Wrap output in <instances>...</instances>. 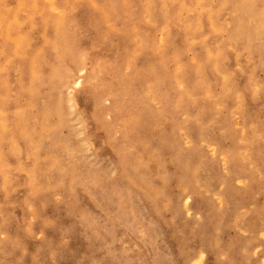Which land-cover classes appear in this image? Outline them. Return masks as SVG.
<instances>
[{"label":"bare ground","instance_id":"6f19581e","mask_svg":"<svg viewBox=\"0 0 264 264\" xmlns=\"http://www.w3.org/2000/svg\"><path fill=\"white\" fill-rule=\"evenodd\" d=\"M6 3L7 10L0 11V39L2 42L5 39L3 45H9L0 48V110L8 103L12 115L0 114V194L4 197L0 203V228L7 236L6 243H0V264H173L158 243V222L152 223L136 203L133 180L126 178V186L105 181L106 171L98 159L109 154V150L98 144L89 133V126L85 125L87 133L78 141L74 140L76 134L71 123L68 137L59 136L72 118L85 120L88 116L92 123L110 131L111 126L104 120L107 113L104 98H110L114 107L124 105L117 93L120 77L115 65L107 61L97 42L80 45L88 57V64L82 69L86 76L70 98L65 95L62 83H56L62 76V66L71 67L74 63L71 51L76 36L72 25H78L79 20L85 26L90 20L121 25L119 20L125 17L130 20L117 31L119 41L111 46L120 45L123 41L120 36L129 34L145 43L148 35L135 27L138 14L144 9L157 16L162 10L173 9L182 12L186 24L180 36L191 35L192 29L203 31L205 40L201 46L209 52V63L221 66L237 62L246 71H264V0H217L216 4L213 0H138L137 4L127 0H63L58 6L66 11V19L52 12L54 4L36 3L35 10L28 11L29 1L6 0ZM8 15L16 19L12 26L6 25ZM163 35L167 46H176V33L165 30ZM140 49L149 54L154 49L157 56L166 51L163 45L156 48L149 41ZM129 69L134 74L124 78L125 89L131 100L141 102L140 85L136 87L131 78L143 82L148 76L147 67L134 61ZM183 72L180 71V81L187 80ZM159 74L157 70L151 83L153 89L160 88ZM231 80L225 78L228 91ZM176 93L180 94L168 82L162 98L164 107L169 103L171 108ZM262 96L264 86L252 100L258 103ZM66 102L75 110L72 117L66 113ZM137 102L134 110L126 111L135 132L128 127L121 145L134 144L132 137L149 133L150 115L152 121L156 120L154 112L143 110L144 106ZM54 116L62 120L54 122ZM245 116L239 132L229 114L221 116L225 128L222 138L235 141L242 134L248 142L257 138L259 120ZM121 118L127 121L123 115ZM174 141L176 146L175 138ZM25 147L37 150L30 152ZM157 149L158 146L154 150ZM173 149L170 160L172 166L181 169L179 180L187 184L185 189L194 190L192 184L201 180L198 165L179 150L176 154V147ZM141 150L144 154L154 151L147 143H143ZM86 151L92 153L86 156ZM113 154L118 168L123 169L128 158L125 150L114 147ZM247 158L257 161L252 153ZM161 169L158 165V170L148 175V186L166 188L164 182L157 183V172ZM168 176V180L173 178L170 172ZM230 206L225 201L222 209L215 212L220 222L229 218ZM76 214L79 219H74ZM30 216L35 222H30ZM241 221L245 223L246 219ZM209 228L206 218L200 230L207 249H211L212 242L214 247L221 234L219 228L215 229L210 243L206 238ZM37 232L42 239L35 242Z\"/></svg>","mask_w":264,"mask_h":264},{"label":"rangeland","instance_id":"374dc122","mask_svg":"<svg viewBox=\"0 0 264 264\" xmlns=\"http://www.w3.org/2000/svg\"><path fill=\"white\" fill-rule=\"evenodd\" d=\"M21 1L30 2L28 11L36 3L41 6L54 4L51 7L52 12L60 18L65 17L66 11L58 6L63 0ZM127 1L137 4L138 0ZM213 1L214 4L217 3V0ZM6 4V0H0V11L7 10ZM86 18L90 20L88 15ZM137 18L135 27L148 35L145 43L149 41L156 48L163 45L165 54L157 56L154 49L150 54L145 49L141 51L140 47L145 43L139 42L130 34L122 35L123 37L119 35L123 41L118 46H111L118 43L117 31L125 28L129 18L120 19L121 25L113 21L103 23L92 20L86 26L83 20H79L78 25H72L76 36L71 51L74 63L71 67L62 66V76L56 83H62L65 95L70 98L81 87L78 83H84L86 76L82 69L88 64V57L84 55L80 45L97 42L107 61L115 65L116 73L120 77L117 93L124 105L114 107L110 98H104L103 105L107 108L104 120L111 126L110 131H106L105 126H100L99 123H92L88 116L85 120L72 118L73 121L67 122L66 127L60 130L59 136L68 137L71 123L76 134L74 140L78 141L87 133L85 125L89 126V133L96 137L98 144L109 150V154L98 159L102 170L106 171L105 181L125 185L126 178L133 180L136 203L152 223L158 222V243L173 264H264V96L258 103L252 100L264 86V71H246L237 62H227L221 66L209 63V52L201 46L205 40L203 31L192 29L191 35H179L186 26L180 11L162 10L159 15L153 16L143 9ZM15 21L12 15H8L6 25L12 26ZM165 30L176 33V46H167L163 35ZM5 34L4 32L3 36ZM227 37L224 36L225 39ZM1 42L0 39V48L9 47L7 44L3 45L4 38L2 45ZM1 55L2 53L0 57ZM134 61H140L148 70V76L143 82L131 78L136 87L140 85L141 102H136L144 106L143 110L154 112L156 120L152 121L150 115L147 122L149 133H143L139 138L132 137L134 144L126 142L121 145L128 127H134L133 124L131 127L126 111L134 110L136 102L131 100L124 82L126 76L134 74L129 69ZM157 70L161 72L157 82L160 88L153 89L151 83L155 80ZM181 70L187 77L185 81H180ZM225 78L232 79L231 91L225 87ZM205 79L208 81L204 82ZM168 82L173 83L176 92L180 93H176L171 108L169 103L164 107L162 102ZM65 106L66 113L72 117L75 110L70 107V102H66ZM2 107L4 109L0 110V114L3 112L5 115H12L8 103ZM225 114L231 116L238 132L245 123V115L257 118L260 122L256 128L257 138H252L250 142L245 134L239 135L235 141L232 138H222L225 128L220 117ZM122 115L127 121L121 118ZM59 120H62L61 117L54 116V122ZM132 132H135L134 128ZM143 143L150 144L151 150L156 146L158 149L144 154L141 150ZM114 147L123 148L128 155L123 169L118 168L113 154ZM173 147H176V154L179 150L200 169L201 180L192 184L194 190L184 188L187 184L179 180L182 179L181 169L172 166L169 153L174 152ZM25 148L30 152L37 150L33 147ZM91 153L85 152L86 156ZM248 153H252L257 161H250L247 158ZM158 165L162 169L157 172V183L164 182L166 188L163 189L159 186L152 188L146 184L148 175L157 171ZM168 172L173 176L171 180H168ZM19 194L20 192L17 196ZM225 201L231 204L230 216L220 222L215 212L222 209ZM3 202L4 197L0 194V203ZM206 218L210 223L207 240L212 239L215 229L221 230L219 241L213 244L214 247L213 242L208 241L211 249L203 244V232L200 230ZM243 218L246 219L245 223L241 221ZM29 219L31 223L35 222L33 216ZM74 219H79V215L76 214ZM41 239L42 234L39 232L33 237L35 242ZM6 241L7 236L0 228V243Z\"/></svg>","mask_w":264,"mask_h":264}]
</instances>
